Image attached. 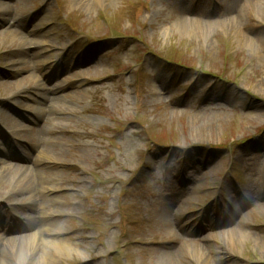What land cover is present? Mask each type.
<instances>
[{
  "label": "rangeland",
  "instance_id": "rangeland-1",
  "mask_svg": "<svg viewBox=\"0 0 264 264\" xmlns=\"http://www.w3.org/2000/svg\"><path fill=\"white\" fill-rule=\"evenodd\" d=\"M54 93L61 189L24 211L0 184V259L59 206L55 264H264V0H0L5 184L54 150Z\"/></svg>",
  "mask_w": 264,
  "mask_h": 264
},
{
  "label": "bare ground",
  "instance_id": "bare-ground-1",
  "mask_svg": "<svg viewBox=\"0 0 264 264\" xmlns=\"http://www.w3.org/2000/svg\"><path fill=\"white\" fill-rule=\"evenodd\" d=\"M16 34V33H14ZM26 78L24 79V81ZM56 93H54L55 95ZM45 101L50 105V110H41L36 108L34 111L38 118L43 119L44 122L50 124L47 128L45 138L41 139L39 142L44 143L47 146H51L54 150L45 149L44 147H39L37 144H33L34 150L37 154L32 158L29 154L26 155V159L31 165L27 166H14L13 178L5 184L2 176V170H0V184L2 186L12 187L11 191L5 194L2 198L3 200L9 201L12 206L22 207L25 211L30 208L33 204L32 195L34 192L39 191L40 194L46 192H55L59 189V185L56 184L57 178L53 177L48 180V178H42L41 167L45 163H59L61 157L63 156V149L57 148L56 135L63 132L62 129L55 127L52 124V114L59 113L64 116L61 112L62 109H58V103L60 97L56 95L52 98L45 99ZM41 102H37L40 105ZM5 108L8 105L3 104ZM3 110V109H2ZM26 125L24 123H17L13 126L20 133H25ZM68 133V132H66ZM42 141V142H41ZM72 168L77 171V166L72 165ZM80 169V168H78ZM47 182V183H46ZM46 183V184H44ZM80 183V182H79ZM77 183V184H79ZM48 186H43L47 185ZM80 185V184H79ZM14 204V205H13ZM38 216L39 224H36L35 228L32 230L34 237H31L30 241L20 242L21 239H9L6 243L5 248L10 250L15 258V264H55V259L51 256L53 254L61 256H67L75 252V248L71 243L63 239L64 229L57 227L56 220L63 213L59 206H55L52 212L46 214L36 213ZM25 218H31L30 215H25ZM0 242H3L0 239ZM0 264H7L3 259H0Z\"/></svg>",
  "mask_w": 264,
  "mask_h": 264
}]
</instances>
